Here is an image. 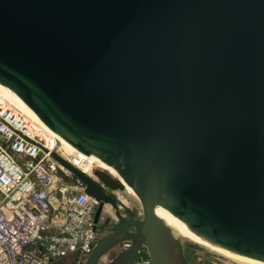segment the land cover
Wrapping results in <instances>:
<instances>
[{
	"label": "water",
	"instance_id": "1",
	"mask_svg": "<svg viewBox=\"0 0 264 264\" xmlns=\"http://www.w3.org/2000/svg\"><path fill=\"white\" fill-rule=\"evenodd\" d=\"M0 84L115 168L141 211L52 157L117 219L83 264H182L181 232L264 262V0H0ZM109 223L105 220L104 225ZM132 227L133 230H127Z\"/></svg>",
	"mask_w": 264,
	"mask_h": 264
},
{
	"label": "built area",
	"instance_id": "2",
	"mask_svg": "<svg viewBox=\"0 0 264 264\" xmlns=\"http://www.w3.org/2000/svg\"><path fill=\"white\" fill-rule=\"evenodd\" d=\"M60 142L41 123L0 95V264H54L86 257L102 236L98 202L58 163ZM74 177L76 184L71 185ZM122 243L116 252L128 247ZM135 264H151L140 247Z\"/></svg>",
	"mask_w": 264,
	"mask_h": 264
},
{
	"label": "rangeland",
	"instance_id": "3",
	"mask_svg": "<svg viewBox=\"0 0 264 264\" xmlns=\"http://www.w3.org/2000/svg\"><path fill=\"white\" fill-rule=\"evenodd\" d=\"M0 95L4 96L8 101L13 103L16 108L23 111L28 116L32 117L26 107L22 104V101L13 95L11 92L0 86ZM33 118V117H32ZM59 149L63 150L65 157L75 156L74 165L80 168V171L89 176L94 181L102 185L104 193L115 199L118 204L119 212L124 217H135L141 211V206L138 200L134 197L132 190L128 187L123 178L107 172L106 170L94 165L93 163L79 157L75 153L68 150L62 144L59 145ZM71 185H77L74 181V177L71 180ZM78 186V185H77ZM83 187L80 182L79 187ZM103 222L109 219V223L106 226H102V235L109 232L116 224L117 219L113 213L112 207L109 204H105L102 209ZM127 230H133L132 227H127ZM174 235V234H173ZM174 238L179 246L180 256L182 264H239L234 262L220 254H217L204 246L199 245L193 240L174 235ZM117 249L113 248L107 251L101 258L100 262L108 261L115 253Z\"/></svg>",
	"mask_w": 264,
	"mask_h": 264
},
{
	"label": "bare ground",
	"instance_id": "4",
	"mask_svg": "<svg viewBox=\"0 0 264 264\" xmlns=\"http://www.w3.org/2000/svg\"><path fill=\"white\" fill-rule=\"evenodd\" d=\"M0 86H2L3 88H5L6 90H8L9 92H11L13 95H15L12 91H10L7 87L3 86L0 84ZM16 97H18L17 95H15ZM19 98V97H18ZM20 99V98H19ZM21 100V99H20ZM22 101V100H21ZM22 104L26 107V109L28 110L29 114L33 117V119L37 120L39 123H41L53 136H55L60 144H62L64 147H66L68 150H70L71 152L75 153L76 155H78L79 157L81 158H84L85 160L93 163L94 165L106 170L107 172L111 173V174H114L116 176H119L122 178V176L120 175V173L113 167H109V166H106V165H103L101 164L100 162H98L97 160H95L94 158H92L91 156L89 155H85L81 152H79L78 150H76L73 146H71L69 143H67L64 139H62L60 136L56 135L52 130H50L37 116L36 114L22 101ZM155 213L160 217L162 218V220L166 223V225L169 227V229L172 231V233L174 235H178V236H182V237H186V238H189L191 240H193L194 242L198 243L199 245L201 246H204L206 247L207 249L217 253V254H220L234 262H237L239 264H264V262L262 261H255V260H252V259H249V260H244V259H238L236 257H233L209 244H206L200 240H197L187 234H184L181 232V229H180V226H179V223L169 214V212L165 209V208H162L158 211H155Z\"/></svg>",
	"mask_w": 264,
	"mask_h": 264
},
{
	"label": "crops",
	"instance_id": "5",
	"mask_svg": "<svg viewBox=\"0 0 264 264\" xmlns=\"http://www.w3.org/2000/svg\"><path fill=\"white\" fill-rule=\"evenodd\" d=\"M102 216H103V214H102V212H101V214H100V218H99V222H102L103 220H102ZM114 254V253H113ZM113 254H112V256H113ZM76 261H77V258H76V256L75 255H73V256H68V257H65V258H63V259H61V260H59V261H57L56 263H54V264H76ZM100 261H98V264H109V260L108 261H105V260H103V261H101V263H99Z\"/></svg>",
	"mask_w": 264,
	"mask_h": 264
},
{
	"label": "flooded vegetation",
	"instance_id": "6",
	"mask_svg": "<svg viewBox=\"0 0 264 264\" xmlns=\"http://www.w3.org/2000/svg\"><path fill=\"white\" fill-rule=\"evenodd\" d=\"M96 182V181H95ZM96 183H98V182H96ZM99 184V183H98ZM101 185V184H100ZM102 186V185H101ZM104 190V189H103ZM103 207H104V205H103ZM103 207H102V209H103ZM105 222V221H104ZM104 222L102 221L101 222V226H106V225H104Z\"/></svg>",
	"mask_w": 264,
	"mask_h": 264
}]
</instances>
